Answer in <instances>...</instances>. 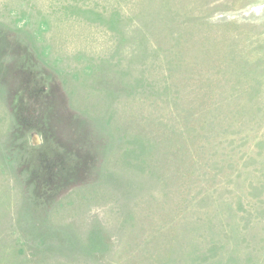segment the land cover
Segmentation results:
<instances>
[{"label":"rangeland","instance_id":"1","mask_svg":"<svg viewBox=\"0 0 264 264\" xmlns=\"http://www.w3.org/2000/svg\"><path fill=\"white\" fill-rule=\"evenodd\" d=\"M0 264H264V0H0Z\"/></svg>","mask_w":264,"mask_h":264}]
</instances>
